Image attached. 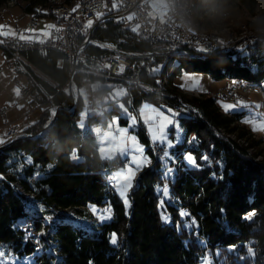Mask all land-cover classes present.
Here are the masks:
<instances>
[{
  "label": "trees",
  "instance_id": "1",
  "mask_svg": "<svg viewBox=\"0 0 264 264\" xmlns=\"http://www.w3.org/2000/svg\"><path fill=\"white\" fill-rule=\"evenodd\" d=\"M8 1L0 0V9ZM25 1L26 7H31L27 12L47 3V0ZM235 1L249 16L256 14L259 0ZM197 22L198 26L202 23ZM120 34L118 26L108 24L106 29L97 30L91 36L116 41ZM120 45L135 50L148 48L147 44L134 41ZM56 56L62 57L60 53L54 56L49 53L43 59L54 60ZM181 70L205 73L215 81L228 76L258 82L263 77L260 72H251L241 58L231 53H214L203 59L181 58L168 78L174 92L179 87L173 85V77ZM61 71L63 76L49 94L54 95V104L68 106L70 97L62 92L56 94L57 88L68 85L65 68ZM189 100L198 107L201 117L179 120L186 136L194 133L198 144L191 149L182 144L176 149L186 146L187 151L191 150L197 167L189 169L183 164L184 170H178L170 184L177 205L164 208L172 217L171 224L161 218L163 207L154 189L163 183L160 160L153 158L151 165L139 173L129 194L130 210L112 186L107 190V176L100 173V167L108 164L99 156L90 127L81 128L83 104L79 95L73 111L58 110L46 134L16 140L0 150V244L12 255H32L33 264H198L207 249L218 252L215 264H264V152L256 151L263 156L256 160L249 151L250 148L259 150L263 140L252 138L249 130L238 123L239 115L222 114L215 100L205 97ZM48 116L46 108L34 129L27 133L41 130ZM139 134L148 144L144 133L139 131ZM74 151L78 161L71 159ZM28 158L32 161L30 164L26 162ZM14 181H18L24 192H34L46 212L72 209L80 213L87 205L99 208L110 205L112 219L101 223L100 230L59 225L53 241L61 257L52 260L37 253L31 237L25 239L27 229L18 227L31 219L25 212L23 194L11 185ZM252 211L255 215L248 221L244 217ZM181 212L189 215L182 217ZM191 217L197 220V233L206 238L207 246L199 244L194 229L185 227L186 222L191 223ZM32 227L39 230L42 225L32 220ZM113 234L117 238L115 245L111 243ZM249 247L254 250V257L249 256Z\"/></svg>",
  "mask_w": 264,
  "mask_h": 264
},
{
  "label": "built area",
  "instance_id": "2",
  "mask_svg": "<svg viewBox=\"0 0 264 264\" xmlns=\"http://www.w3.org/2000/svg\"><path fill=\"white\" fill-rule=\"evenodd\" d=\"M163 1L167 8L163 17L152 15L150 0H79L74 8H61L58 0V4L54 7L38 9V13L26 12L27 27L36 28L37 21L41 17H49L53 26L46 39L41 42L23 40L18 37L0 39V49L3 52L5 64L13 65L17 71L28 77L27 83L19 87L22 99H32L43 108L48 106L50 117L46 124L50 123L58 105L52 102L54 95L49 94L41 82L23 65L22 58L29 51H36L44 57L51 51L62 55L70 94L64 88H57L56 94L62 92L68 95L71 99L68 106L77 104L79 86L88 85L90 107L100 111L109 96L105 85L110 83L114 86H124L128 90V100L136 112H138V105L135 104L133 95L140 99H149L161 111L176 113L175 120L180 114H191L196 118L201 116L199 109L194 105L176 101L175 96L162 94L155 68L168 51L188 50L193 54L224 51L242 54V62L256 60L257 67L262 65L264 34L225 40L202 37L189 26L188 9H180L176 0ZM188 1L190 5V0ZM13 2L11 0V4ZM108 24L120 28L121 34L116 41L99 40L91 36L97 30L106 29ZM127 41L142 42L147 44L148 48L144 50L123 48L120 44ZM249 42H257L259 45V53L256 56H249ZM1 72L0 67V74ZM227 80L228 96L218 95L217 90L207 91L213 94L215 101L236 103L238 92L247 94L255 91L262 95L264 81H260V78L258 85H249L246 79ZM8 111V107L0 106V119L8 128L6 143L19 140L21 137L34 138L33 133L18 130L17 123L8 117ZM43 131L44 129L41 130ZM147 146L152 158L155 154L163 155L165 150L171 158V150L174 148H165L164 145L154 144L151 140H148ZM110 168L109 165L103 164L100 167V173L110 175ZM11 185L14 186V182ZM108 186H112L110 181L107 190ZM23 196V204L33 205V201H37L34 192ZM94 207L96 206L87 205L82 210L91 212V208ZM37 209L44 214L46 212L45 205H40ZM65 211L66 214L72 215L68 217H73L76 213L72 209ZM78 214L80 215L79 212ZM76 219L87 222L89 218ZM97 230H100L99 222Z\"/></svg>",
  "mask_w": 264,
  "mask_h": 264
},
{
  "label": "rangeland",
  "instance_id": "3",
  "mask_svg": "<svg viewBox=\"0 0 264 264\" xmlns=\"http://www.w3.org/2000/svg\"><path fill=\"white\" fill-rule=\"evenodd\" d=\"M13 1L14 2L7 8L8 10L7 9L6 10L0 9V14L8 12L10 10V8H12V7H23L24 6L25 0H13ZM190 1L192 2V5H193V15L191 16L192 24L195 25L197 28L202 27V28H200V30H205L208 33H212V34L216 32L219 35L227 36L228 38L230 36H232L233 33L235 35H238V34L239 35H243V34L245 35V34H248V33L254 32V31L257 33H261V32L264 33V18H263L264 17V0H259L257 8H256V14L253 16H249L247 14V12L245 11V9L243 8V6L240 5L238 2H236L235 0H190ZM150 4L152 6V15L154 14V12H160V13L163 12V10H164L163 7H166V4L163 0H150ZM161 5H162V7H161ZM23 17L27 21V14L26 13L23 14ZM261 18H263V19H261ZM260 19H261V21H260ZM197 20L202 21V23L199 24L200 27L198 26V22H196ZM205 28H207V29H205ZM163 67H164V65L160 64L159 67L155 68L156 72L161 73L163 71ZM186 74L197 77L199 79V86L202 89L201 91H206V92L210 91V90L216 91L218 88L224 87L228 84V80L226 79V77H224L222 80L215 81V80L210 79L209 76L206 75L205 73L188 72L185 70H181L173 78H175V82L177 84L181 85L182 88H186V89H190L193 87V85L191 84L190 81L186 82V80L184 79V76ZM109 86H111V84H109L108 87ZM176 87H178V86H176ZM262 89H264V83L262 85ZM64 90L68 94H70L69 84L64 87ZM111 90H113L110 92L111 98L113 97V98H115V101H117V103H116L117 107L115 110H117L118 113L115 117L116 119H114V118L109 119L108 118L109 115L106 114L102 110H101L102 112L101 111L99 112L98 110L92 109L90 107V102H91L90 93H89L90 87L88 85H80L79 86L78 92H79V95L82 99V104H83V107H82L81 112H80V114H81V121H80L81 127L83 126V123L87 124V120L89 117H92L94 115L99 116L98 117V119L100 118L99 123L98 124L94 123L92 128H94V131H95L98 143H99V148H98L99 154L102 157L108 158L107 154L112 149V143H113L114 138L117 136V129L118 128L128 129V134L136 137V139L139 141L140 145H142L144 148V155H147L146 154V143L144 142V140L141 139L139 131H142L148 140L152 141V139H151V135H150V131H149L150 125L146 124L144 122V119L141 116V109L142 108L140 109V112H139V115H140V119H139L137 113L131 108L129 102H127L128 90L124 86H114L111 88ZM238 102H243L244 104L250 105L252 107H251V109H248V108L239 106V107H235L229 111H225L224 107H222L223 104L237 105ZM107 103H110L109 96H108L107 100L105 101V104L107 106V107H105V109L107 110L110 107H113V106L115 107V105H111V104H107ZM144 103H145V105L146 104L150 105L147 102H144ZM216 103H217V106L220 107V111H222L221 112L222 114H224L226 116L232 115V114L233 115H239L238 116V120H239L238 123L241 126L246 127L247 130H249V133L251 134L252 138L254 136L256 138V141H259V140L261 141L259 135L262 134L264 136V132L253 131V129L249 123L242 122L249 116L250 111L253 113L264 115V97H262V95H260L259 92L253 91V92H250L247 94H239L236 103H231V102H227V101H223V100H217ZM150 106L157 109V111L161 114L159 126L164 127V130L167 134L168 140L173 143L171 137L168 134V129L174 128L175 133H176V141L182 142L184 137H183V134L181 132L182 131L181 121L179 120V118L177 120L171 119L172 115L170 113L161 111L156 106H152V105H150ZM46 108H48V113H49L48 117H50L49 107L47 106ZM46 108H44V110ZM225 112H227V113H225ZM119 115L123 116V118L128 120L126 126H124V125L121 126L119 124V120H118V118L120 117ZM241 115L243 116L242 121L240 120ZM130 117H135V119H136V123L133 126H130L131 125ZM104 120H106L105 130L103 128ZM177 124L179 125L178 129L176 126ZM88 127H90V125ZM195 140H196V137H195ZM4 144H6V142ZM197 144H198L197 140L193 141L191 139L189 141V143L186 144V146L188 147L189 145H191V147L193 148V147H196ZM186 146L183 147L185 149L183 150V154H182L183 159L182 160H183V163L185 165L187 164L188 166H192V164H190L187 161L186 157L190 155L194 159V156L191 152H187ZM174 149H176V147H174ZM252 149H253V151H260L261 150L264 152V149L261 147H259V150H256L255 148H252ZM253 151H252V153L251 152L250 153L257 156L258 155V154H256L257 152L253 153ZM117 156H121V155L117 154L113 158H108V160L114 161ZM122 157L125 158L124 162H127L126 157H124V156H122ZM162 160H163V163H165L168 159L163 158ZM169 160H171V158ZM126 166H127V164L119 166L118 171L122 168H125ZM173 168H171V169H173ZM175 170L178 171V169H176V168H175ZM136 177L137 176L135 175V178L132 182L133 187L137 182L138 177L137 178ZM107 181L109 183V176L107 178ZM114 189H115L116 193L120 196L117 189L115 187H114ZM157 192L160 193L159 191H157ZM128 194H129V191L127 192V198L129 200ZM160 196L165 198L162 194ZM160 199H161V197H160ZM34 202L35 201H33V205H27V206L33 208L32 206H34ZM35 205L37 206V208H40V205H42V204L36 202ZM176 205H177V201L175 202V206ZM164 206H165V204H163V208L160 209V214H162V212H166ZM103 210L101 208V210H97L96 213L94 214V212L91 208V215L92 216L94 215L100 224L103 220L98 219V215ZM25 212H27V210ZM33 212H35V211H33ZM252 212H254V211H252ZM252 212H249L245 216L249 215ZM166 214L170 217V221L166 224H171L172 223V217H171L169 212H166ZM26 215L31 220H28V219L25 220V224H26L25 228L27 229V232L31 233L30 237L33 240V242L36 244L37 253L41 254L40 249H39L40 244L43 245V251L49 250L48 247L51 246L53 249L49 250L51 252V255H49L50 256L49 258L53 260L54 258L57 257V249L55 246V242L52 239L54 237L53 236L54 235L53 230L56 228L52 229L51 225H53V227H55L56 224H59V222H58L59 220L66 219V217L72 216V215H69L68 213L66 214V211L65 212L63 211L62 213L45 212V215H44V213H41L40 217H42V218H40V220L33 219L34 214L29 215V212L26 213ZM73 217L74 218H78V217L82 218V216L79 215L78 213H75L73 215ZM252 218L250 220H252ZM32 220L39 222L42 225V228L39 230H35L32 227ZM191 220L195 221V225H192L191 227H187V228L194 229L195 232L197 233L198 222L194 217H191ZM247 220L250 221L249 219H247ZM45 222H47V224ZM189 222L190 221L186 222L185 224L190 225L191 223H189ZM50 230H52L51 233H49ZM39 232L41 235L40 239H38L39 238L38 237ZM37 240H39V243H37ZM197 241L203 247L207 246L206 238L204 236L200 235L199 233H197ZM201 242H203V243H201ZM4 250L6 252H8L6 247ZM217 255H218L217 251L212 252L211 249H207V250H205L203 255L200 257L198 264H202V261L204 260L205 257H208L211 260V264H215L216 259H217ZM12 256L16 258V264H24L26 258H30L29 264H33V262H34L32 255L31 256H23V257L18 256V255H12Z\"/></svg>",
  "mask_w": 264,
  "mask_h": 264
},
{
  "label": "crops",
  "instance_id": "4",
  "mask_svg": "<svg viewBox=\"0 0 264 264\" xmlns=\"http://www.w3.org/2000/svg\"><path fill=\"white\" fill-rule=\"evenodd\" d=\"M26 4H27V2L24 1L23 7H12V8H10V10L8 12L0 14V39L3 37H18V38L23 39V40H31V41H36V42H41V41H44L46 39L50 28L53 26L52 20L49 17H41L37 21L36 28L31 29V28L27 27L26 26V19L23 17V14L26 13L27 11H29L31 9V7H26ZM161 7H162V5H161ZM163 8H164L163 12H161V13L160 12H154L153 15L163 17L166 13V10H167L166 7H163ZM50 54L52 56H54L58 53L51 51ZM43 58H44V56H42L39 53H36V54L25 53L23 58H22V63L31 74H34L36 76V78L42 83V85L44 86L46 91H48V93H49V92H52L56 88V86L58 85V78H61L63 76V73L61 70L63 69L64 64L62 61V57L60 58V57L56 56L54 58V60H51V59L44 60ZM0 67L2 68V72L0 74V106H5V107L9 108L8 117L12 121L17 123L19 131L31 132V130L34 129V126L39 122L41 115H42V111L44 110V108L41 107L38 102H36L32 99H28V100L22 99L20 92H19V87L21 85H24L27 83L28 77L26 74L17 71V69L13 65L5 64L3 52L1 49H0ZM109 84L110 83L105 85V87L108 91V94H109V98H110V103H107V104L115 105V107L109 106L110 108H108L106 110L105 107H107V106L105 104L101 110L109 115V117H108L109 119H112V118L116 119L115 117L118 113L117 110H115L117 107L116 106L117 101H115V98H113V97L111 98V95H110V92L113 91V90H111V88L114 87V85L111 84V86L108 87ZM173 84L178 86L179 88H182L181 85H179L175 82V78L173 79ZM128 96H129V94H128ZM128 96H127V102H129ZM133 98H134L135 104L138 105V112H136L132 107L131 108L137 113L139 119H140L139 112H140V109L143 108V106L145 105L144 102H147L152 106H155L147 98L146 99L145 98L140 99L136 95H133ZM81 102H82V99H81ZM129 104H130V102H129ZM119 116H120L118 118L119 124L121 126L122 125L126 126L128 120L123 118V116H121V115H119ZM98 117H99L98 115H96V116L94 115L92 117H89L87 120V124L83 123V126L81 128H82V130H84L90 125L89 133L92 136H94L96 148H97V151L99 153V149H98L99 143H98L94 128H92L94 123H96V124L99 123L100 118L98 119ZM242 118H243V116L241 115L240 116L241 121H242ZM105 125H106V120H104V124H103L104 130H105ZM181 129H182L181 132H182L183 137H184L182 142L176 141V133H175L174 128L168 129V134L173 141V143H172L173 147L180 146L182 144L186 145L187 143H189V141L191 139L193 141L197 140V139L196 140L193 139L196 137L194 135V133H190L188 136H186V130H185V127L182 125V123H181ZM7 133H8V128L3 125L2 120L0 119V140H3L6 142L7 141ZM259 137L264 142V136L262 134H260ZM0 145H2V144H0ZM147 145L148 144L146 143V154L147 155H145V156L150 160V164L143 167L140 170V172L144 168L149 167L153 161V158H152L151 154L149 153ZM190 147H191V145L188 146L189 149H191ZM189 149L187 152H191V150H189ZM99 156H100V154H99ZM193 156H194V154H193ZM100 158L103 162H106L111 167L109 177L114 172L118 171L119 166L127 164V162H124L125 158H123L122 156H117L114 161H110V160H108V158H105L102 156H100ZM71 159L73 161L79 160L76 151H74L71 154ZM194 160H195V157H194ZM160 162H161V167H160V173L161 174H160V176L163 179V183L161 185H156L154 189H155L156 194L160 196L161 194L157 192L158 189L164 185H167L168 193H169L168 197L163 198L162 196H160L161 200H164V204L166 207L167 206L175 207V202H176L175 196L171 193V188H170V184L175 179V173H176L175 168H173L170 165L169 159L165 163H163V160H161ZM195 162H196V160H195ZM166 167L167 168L169 167L170 169L173 168L172 169V175L170 177H168L167 179L164 178V171H165ZM186 167L189 169L196 168L197 164H195V166H193V165L188 166L186 164ZM138 172L136 173V176L138 175ZM109 181L112 183V181L110 179H109ZM132 189H133V185H132L131 189L128 190L129 194H130V191ZM112 190L124 202V200L121 198V196H119L116 193V191L113 187V183H112ZM129 203L131 205L130 198H129ZM109 206L110 205H107V206L101 207V208L103 210V209L108 208ZM130 207H126L127 210H130ZM94 208L96 210H99V209L101 210V208H96V207H94ZM165 211L168 212L167 209ZM112 216L113 215H112V208H111V218L105 219L101 223L110 221L112 219Z\"/></svg>",
  "mask_w": 264,
  "mask_h": 264
},
{
  "label": "bare ground",
  "instance_id": "5",
  "mask_svg": "<svg viewBox=\"0 0 264 264\" xmlns=\"http://www.w3.org/2000/svg\"><path fill=\"white\" fill-rule=\"evenodd\" d=\"M78 1L79 0H59V5L61 6V8H74L75 5H77ZM57 4H58V0H47V3L45 5H36V6H34L32 8V10L30 11V13H38V9H46L48 7H54ZM176 4L179 5L180 9H188L189 26L193 28L194 32H197L202 37H207V38H214L215 37V39H218V40H225V39H229V38H233V37L248 38V37H254V36H258V35L264 34L262 32L261 33H257L255 31H254L255 33L251 32V33H248V34H245V35L244 34L243 35H239V34L235 35L233 33L232 36H230L228 38L227 36H221V35H219L216 32L213 33V34L212 33H208L205 30L197 29V27L192 24L191 16L193 15V5H192L191 1H190V5H189V1L188 0H176ZM10 5H11V0H9L7 2V4H5L3 7H1V10L2 9L6 10ZM214 53H230V52L212 51L210 53L201 52V53L193 54V53H190L188 50H172V51H168L167 53H165V56L160 61H158V67L160 66V64L164 65L163 71L161 73H157L158 80H160V85H161V88H162V94L175 96L176 97V101H181L183 103L192 104L197 109H198V107L195 104H193L192 102H190L189 99L205 97V98H210V99L215 100L213 94H211L209 92H201L200 93V92H198L196 90H189V89H186V88H179V89H177L176 92H174V91L171 90L172 87L168 85V78L171 75V73L173 72L174 68L179 65L181 58H201V59H203V58H206V57H208V56H210V55H212ZM258 53H259V45L257 44V42H249V56H256ZM231 54H233L237 58H241L242 59V54H234V53H231ZM244 63L246 65V67L250 69L251 72H253V73H258V72L262 73L263 77H262V79L260 81H264V56H262V65H258V67L256 65V60H249V62H244ZM226 78L227 79L239 80V79H236V78H233V77H228V76ZM247 82H248L249 85H258L259 84V81L258 82L247 81ZM217 94L220 95V96H228V89L226 88V86L218 88L217 89ZM239 94H245V92H238V95ZM262 97H264V89L262 90ZM104 104H105V101H104ZM75 106L76 105L67 106L66 110L73 111ZM199 112H200V110H199ZM220 112H222V111H220ZM200 114H201V112H200ZM228 116H231V115H228ZM189 117H192V115L191 114H180V115H178L179 119L180 118H189ZM47 125L48 124H46L44 127H46ZM47 131L48 130H46L44 128V131L39 133L38 135H35L34 138H36V137H38V136H40L42 134H46ZM229 136L231 138H233V139L235 138L234 134H230ZM24 138H32V137H21L19 139H24ZM253 138H254V140H256V138L254 136H253ZM244 144H247V142H244ZM261 147L264 149V142H262ZM184 149L185 148H182L181 150L178 151L177 149L172 148V150H171L170 165H172L174 168H176L178 170H184V168H183V164L184 163H183V160H182L183 159L182 154H183V150ZM249 151L252 153L253 149L250 148ZM254 152H256V151H253V153ZM153 158L156 159V160H160L161 161L163 159V155L162 154H155L153 156ZM262 158H263V156L261 154H258L255 159L259 160V159H262ZM104 176H107V178H108L109 175H104ZM14 186L16 187L17 191L20 194H23V195L33 194V192H24L23 189L21 188V186L18 184V181H16V182L14 181ZM36 202L37 201L34 202V206H32L33 208L27 206V204H25L24 207H25V211L27 210L26 213L29 212V215L30 214H32V215L34 214L33 215L34 217L31 215L33 217V219L40 220V218H42V217H40V215L43 212L38 211L37 206L35 205ZM33 211H35V212H33ZM82 211L83 212H80V215L82 216V218H89L87 222L86 221H82V220H77L74 217H66V219L59 220L58 221L59 224H56L55 227H53V225H51L52 226L51 228L52 229L53 228H57L59 225L64 223V224L73 225V226H80V227H82L84 229H88V230L91 229V228H96L97 229L98 220L96 219V217L94 215L92 216L91 212H89L88 210H82ZM45 223L47 224V222H45ZM53 231H54V233H53L54 235L53 236H55V234L57 232V229H54ZM51 232H52V230H50L49 233H51ZM38 237H39L38 239H40V237H41L40 232L38 234ZM55 246H56V243H55ZM48 248H49V250L53 249L51 246H49ZM39 249H40V252L42 254L46 255L47 257H50L49 255H51V252L49 250L43 251V245L40 244L39 245ZM60 257H61L60 253L57 250V257L55 259L58 260V259H60Z\"/></svg>",
  "mask_w": 264,
  "mask_h": 264
},
{
  "label": "snow or ice",
  "instance_id": "6",
  "mask_svg": "<svg viewBox=\"0 0 264 264\" xmlns=\"http://www.w3.org/2000/svg\"><path fill=\"white\" fill-rule=\"evenodd\" d=\"M184 79L187 81H190L193 85L192 88L189 90H202L199 86V79L197 77L191 76V75H185ZM245 107L248 109H251L252 106L244 104L243 102H238L237 105H228L223 104L222 107H224L225 111H229L235 107ZM176 113H172L171 119H174ZM141 116L144 119V122L146 124L150 125L149 131L151 135L152 142L154 144L159 143L165 146V148H171L173 147V144L171 141L168 140L167 134L164 130L163 126L160 125V117L161 114L157 111V109L151 107L150 105L146 104L141 109ZM131 125L133 126L136 123L135 117H130ZM244 123H249L253 129V131H261L264 132V115L253 113L250 111L249 116L242 121ZM177 129L179 128V125L177 124ZM195 139V138H193ZM5 141L0 140V144H4ZM121 155L127 158V166L125 168L120 169L119 171L113 173L109 179L113 183V187L117 189L119 192L121 198L124 200L125 206L130 207L129 200L127 198V192L132 187V182L135 178V175L138 171H140L143 167L150 164V160L144 155V148L142 145H140L139 141L136 139L135 136H131L128 134V129L126 128H118L117 129V136L114 138L112 143V149L107 154L108 158H113L115 155ZM163 158L170 159V155L168 151L163 152ZM187 161L195 166L196 162L193 159L192 156L186 157ZM27 163H31V159L28 158L26 160ZM172 175V169L165 168L164 171V178L167 179ZM158 191L165 197H168V188L167 185H164L162 188H159ZM161 207H163L164 200H161ZM94 214L96 213V209H92ZM180 215L182 217L188 216L189 214L186 212H181ZM255 215V212L250 213L249 215L245 216V219H251ZM111 218V207L104 209L100 212L98 215V219L105 220ZM161 218L165 223H168L170 221V217L166 214V212H162ZM50 219V218H49ZM192 225H195V221H192L191 224H185V227H191ZM18 227H26V225L21 222V225H18ZM179 227V225H178ZM31 236L30 232L25 233V239ZM37 243H39V240H37ZM111 243L116 244L117 238L116 235L113 234L111 238ZM203 243V242H201ZM234 247V246H233ZM4 245H0V264H16V258L12 256L11 252H6ZM248 254L249 256L254 257L255 252L254 250L249 247L248 248ZM30 258H26L24 264H29ZM202 264H211V260L208 257H205L202 261Z\"/></svg>",
  "mask_w": 264,
  "mask_h": 264
},
{
  "label": "water",
  "instance_id": "7",
  "mask_svg": "<svg viewBox=\"0 0 264 264\" xmlns=\"http://www.w3.org/2000/svg\"><path fill=\"white\" fill-rule=\"evenodd\" d=\"M60 109H66V107H65V106H59V105H58V106L55 108V111H54L53 116L51 117L50 123H49L46 127H43L41 130H43L44 128H45L46 130H48V129L53 125V123H54V121H55V118H56V116H57L58 110H60ZM41 130H39V131H37L36 133H33V134H34V135H38V134L41 132ZM14 141H16V140H13V141H10L9 143H6V144H3V145H0V150L3 149L5 146L9 145L10 143L14 142ZM139 173H140V171L138 172V175H139ZM138 175H137V177H138Z\"/></svg>",
  "mask_w": 264,
  "mask_h": 264
}]
</instances>
